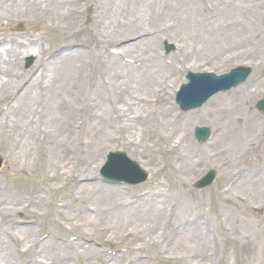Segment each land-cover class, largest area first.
Returning a JSON list of instances; mask_svg holds the SVG:
<instances>
[{"label":"rangeland","instance_id":"rangeland-1","mask_svg":"<svg viewBox=\"0 0 264 264\" xmlns=\"http://www.w3.org/2000/svg\"><path fill=\"white\" fill-rule=\"evenodd\" d=\"M34 1L39 7L31 11L22 1L0 0V51L7 48L0 65V83L12 76L10 85L3 88L0 85V116L4 113L7 114L3 116L4 121L12 120V108L19 106L23 92L36 79L39 80L37 91L52 88L54 97L58 94L60 99L54 103L52 115L41 116L38 112L36 116V120L44 122L35 130L45 131L41 143L46 145L47 153L41 148L32 150L33 155L28 157L18 141V129L14 134L17 141L13 144L7 128L0 123V153L5 160L0 171V189L14 200L23 201L40 194L45 198L42 206L24 204L6 217L11 221L16 239L23 238L21 230L33 228V240L47 237L58 243L66 240L63 250L67 260L63 263L133 264L125 235L144 227L152 229L151 237L163 245L165 252L163 255L152 249L147 251L146 254H158L147 256V264H250L254 258L253 247L264 237V116L255 108L264 99V0H158L154 1L157 5L152 10L146 9L147 0H107L105 15L101 18H98V0H82L77 4L78 9L63 20L65 24L60 23L66 11L62 5L69 0H51V4L48 0ZM53 6H59V14ZM150 11L154 19L147 21L145 17ZM101 20L106 23L104 31L97 30L94 24ZM145 23L151 25L143 26ZM153 32L158 35V57L177 67L170 70L163 66L162 77L156 84L164 88L167 85L162 105H154L156 92L144 93L139 88V73L147 68L145 52L128 51L127 47L155 37ZM174 35L181 39L174 41ZM98 38L104 45L97 46L96 51L109 46L110 53H104L102 71L105 67L108 70L103 71L102 86L96 77L101 72L98 60L79 72L78 66L67 64L69 57H66L80 50L82 43L95 44ZM166 44L173 47L169 54ZM52 57L62 64L53 65ZM28 59H32L30 65ZM237 67H248L252 74L245 84L217 97L216 100L235 105L230 106L229 112L218 110L203 117L204 110L215 99L199 110L188 113L179 110L175 96L186 82L188 72L223 75ZM172 70L175 75L171 77ZM43 72L45 79L41 80ZM91 77L94 78L92 85ZM99 86L104 91L97 96L91 89ZM243 90L246 95L241 93ZM143 100L153 108L149 116H160L164 108L181 117L180 126L174 128L173 142L179 141V131H187L186 162L185 153L176 163L169 158L170 153L166 151L169 145L163 137L172 128L159 127L151 116L146 118L140 105ZM40 101L45 110L47 95H42ZM105 106H109L114 116L115 127L102 129L98 125ZM65 109L74 110L77 117L63 125L65 120L60 113ZM122 124L128 130L123 129L121 135ZM60 126L67 131L70 141L61 137ZM197 127L212 130V137L205 144L194 138ZM17 128L22 129L23 123ZM54 141L59 143L57 149L52 147ZM236 142L239 147L234 145ZM110 151L127 153L149 173L148 182L131 188L103 182L100 170ZM210 170L218 172L214 186L202 192L194 190V183ZM81 171L93 172L87 174L89 180L78 186L100 184L119 189L125 195L121 201L123 209L155 197L166 201L162 213L153 221L151 216L123 215L125 223L120 230H115L108 220L97 221L96 200L90 191L80 194L76 190L73 198L74 178L82 177ZM59 207H64L63 213L75 215L58 214ZM80 210L85 215L76 214ZM102 227H109V232L102 233ZM199 227L210 230L212 247L208 254L200 257L193 243L187 248L176 247L177 240L188 241L196 236ZM80 236L91 243L99 242L95 248L99 254L80 255L81 247H86L77 246ZM12 244L16 246V241ZM19 249L23 250L24 245L19 244ZM30 255L18 256V264ZM37 258L46 264L58 263L56 258ZM255 264L264 262L258 259Z\"/></svg>","mask_w":264,"mask_h":264},{"label":"bare ground","instance_id":"bare-ground-1","mask_svg":"<svg viewBox=\"0 0 264 264\" xmlns=\"http://www.w3.org/2000/svg\"><path fill=\"white\" fill-rule=\"evenodd\" d=\"M19 1L24 2L23 4L25 5V7L27 9H31V11H35V9L39 7V5H37L34 0H19ZM154 1H158V0H147V8H146L147 10L151 8L153 9L154 7H156L157 4ZM81 2L82 0H69V2H67L68 4L66 3L62 5V7L66 11L64 12L63 15L60 14L62 15V20L60 21V23L62 24L67 23V22H63V20H65L69 16V14L74 13V10L77 8V4L80 5ZM47 3L51 4V0H48ZM98 3H99L97 6V10L99 11L98 18H101L103 15H105L104 4L105 3L108 4V2L107 0H98ZM23 4H20V5H23ZM53 7L55 10V13L59 14L58 13L59 6L58 7L53 6ZM54 10L51 11L52 14L54 13ZM39 12L41 13V11ZM145 19L147 21L154 19L151 11L148 12ZM90 20L92 22L91 18ZM142 21L145 22L144 17ZM94 24L97 30L104 31L106 28V23H104L103 20H101V23L97 21V22H94ZM150 25L151 24L145 23V25L143 26H150ZM130 26L131 25L127 27L129 28ZM150 34L151 33L146 34V35H150ZM152 34H155V32H153ZM157 39H158V35L156 32L155 37L153 36L152 38H145L144 40H141L137 43H131L127 47H128V51H132L133 49L135 50L138 49V50H141L142 52H145L147 68L145 71H142L141 73H139L140 75L139 77L140 87L139 88L144 93L153 92L154 94V92H156V100L154 102V105H158V104L162 105L165 102V100H163V95H164V90L167 89V85L165 84V88H164L163 86H159V84L156 86V84L162 77L161 73H163V68H164L163 66L164 65L167 66L168 68H170V70L175 69L177 67L176 65L172 63H166L161 56L158 57L159 48L157 44V41H158ZM172 39L174 41H179L181 38L174 35L172 36ZM101 45H104V42L101 38H98L95 44L82 43L80 50L67 54L66 57L67 58L69 57L67 59V64L78 66L79 72L81 70H84L86 67L91 66L92 63L95 61V59L98 60L100 62L101 72L97 73L96 77L99 79L100 84L102 86L104 85L103 71L108 70V68L105 67V69L102 71V67L105 63L104 53H108L109 55L110 53H109V46L107 45L106 46L108 47V49L107 47H105L103 51H99V52L96 51L97 50L96 47L101 46ZM6 52H7L6 47L3 49V52L0 51V65L4 60V56ZM9 56L10 54L7 55V57ZM51 62H55V63H52L53 65L62 64V61H59V60L55 61V57L51 58ZM113 63L116 64V60H114ZM109 64H110V61H109ZM153 64H154V68H153ZM131 70L134 71V69H131ZM129 73H134V72H129ZM0 74H1V70H0ZM174 75L175 74L172 70L171 77ZM8 77H9L7 78L8 81H6L5 83L2 82L3 84L0 83L1 88L5 87L6 85H10L12 83V76L9 75ZM40 79L41 80L45 79L44 72L41 74ZM93 79L94 78L91 77L89 81L90 85H92ZM38 82H39L38 79L34 80L32 82V85L23 92L21 96V103L19 104V106L12 108L13 109L12 120L4 121L5 118L3 116L7 117V114L1 113V116H0L1 126L3 125L4 127L7 128V131H8L7 134H8L10 143L12 142L14 144L15 141H17V139L14 138V134L16 133L18 129L19 138H20V140L18 141L20 144H22V147L26 151V155L28 157H31L33 155V152H31L32 150H39L41 148H44L45 150L44 152L47 153V150L45 148L46 145H43V143H41L44 135H46L45 131L39 130L40 133H38V131L35 130L36 126L41 125V124L44 125V122L38 119L36 120V116L38 112L41 116L43 114H47L48 116L52 115V113H54V109H53L54 103L60 100L58 99V94H56V98L54 97L52 88L51 90H48L49 89L48 87H44L43 89L46 92H43L41 89H40V92L37 91L36 87H37ZM93 91H95V94L97 96L98 95L100 96L101 93L104 91V89H102L99 86L93 90L91 89V92ZM245 92L246 91L243 90L241 93L245 94ZM42 95L44 96L47 95L48 97L47 108L45 110L42 109V104L40 101V99L42 98ZM229 103L230 101L216 100L211 107L206 109V111L204 110L203 117L207 115H211L218 110H220V113L229 112L232 109V107L230 106H235ZM140 105L141 107L143 106L142 111L144 114H146L145 117L150 118L152 114H150L149 116V113L152 111L153 108L149 107L148 103L146 104V101L144 100L140 103ZM108 108L106 106L105 108H103L102 117L100 118V121L98 124L102 129L112 128L113 126L115 127L117 124L114 119L113 114L109 111ZM233 110L235 111L236 108ZM60 115H62V120H65L63 122V125L66 124L68 119H70L71 121L74 116L77 117V114L74 112V110H69V109H65L63 113H60ZM146 118L143 117V120L147 121ZM151 118H153L152 119L153 122H155L156 125L159 127H163V126L169 127L170 126L172 128L171 131H169L167 135L163 137L166 144L169 145L168 149H166V151L168 150L170 153L169 158L174 160V162L176 163L178 161L177 159L181 156L183 157V154L185 153L184 160L186 162L187 161L186 154H187V151L189 150L187 146L188 142H186L187 140L185 141L186 136H187V131L186 130L179 131V134H178L179 141L173 142V136H174L173 132H175L174 128L177 126H180L179 122L181 120V117L178 114H174V111L163 108L160 116L158 117L151 116ZM21 123H23V128L22 129L17 128L19 127V124ZM81 123L84 124L83 121ZM12 125H14V127ZM61 126L59 129L60 130L59 134L63 131L61 137H63V139L66 138V140L70 141L71 139H70L69 134L67 133L66 130H62ZM120 126L121 128H120L119 134L122 135L123 129L128 130V127L125 124H122ZM49 131L52 132L51 129ZM95 133L93 135H95ZM71 137H73V134H71ZM242 138H245V137L243 136ZM57 144H59L58 141H54V145L52 146L53 149H57L56 148L58 147ZM64 145L65 143L59 145V147L61 148ZM234 145L236 147H239V142L234 143ZM81 172H83L82 177H80L79 179L74 178L76 187L74 188L73 198L76 195V190L80 194H82L84 191H90L95 196V200H96L95 202L97 205V210L95 211L96 212L95 218L97 221L104 220L106 222V220H108L109 222H111V224L114 225L115 230H120L121 228H123L124 223H125L122 221L123 215H127L130 218H135L138 215H144L145 217L151 216L152 221H153L154 218L157 219L159 217L158 215L162 213V210L164 208L166 201L158 200L155 197L143 199L142 201L140 200V202H137L134 207L123 209L124 208L122 206L123 203L121 202L125 197L123 192H121L119 189L107 188L105 186H101L100 184L78 186L80 182L89 180L87 174H91L93 171H81ZM44 201H45V198L41 194L35 196L34 198L24 199L23 201L14 200L8 195V193L0 189V264H18V261H19L18 256L21 257V256L28 255V254H31L28 257V259L26 261L20 262L19 264H46L43 262V260H39L37 257H41L43 259L44 258L45 259L56 258L58 262L57 264H66V263H63L64 261L67 260L66 254L63 250V247H65L64 245H66V240L62 239L61 243H58L51 237H47L42 240L40 238H35L33 240V235L35 234V230L33 228L21 230L20 233L23 234V238L20 237L16 239V235H15L16 233L13 230L11 221L6 220V217H8L9 213H11L12 211H17L19 206H24V204H32V203L38 206H42L44 204ZM260 210L262 212V208H260ZM63 211H65L64 207L58 208V214L69 215V216L75 215V213L73 214L71 212L63 213ZM76 214L80 216L85 215L81 210L80 212ZM2 217H5V218L2 219ZM64 221H67V219L64 218ZM109 230H110L109 227L101 228L102 233H107L109 232ZM151 230L152 229L143 227L139 230H135V231L131 230L126 233L125 237L128 239V244H129L127 251L130 252L131 255H133V257L131 258V262L133 264H136V263L147 264L145 262V259L147 258V256H154L151 254H146V252L151 249L154 250L155 253L159 254L161 252L163 253V255L165 254V252H163L162 250L163 245L160 244V242L156 238L151 237ZM168 230H170V226H168ZM209 233H210L209 229L199 227L195 233L196 236H193V238L188 237L189 238L188 241L184 239H181L180 241L177 240L176 247L180 248L183 246L187 248L191 243H193L194 250H196V253L200 255L201 257L202 255L208 254V252H210V247H212L210 240H209V236H208ZM140 235L142 236V239ZM13 240L16 241V246H13L12 244ZM90 241L91 240L86 239L84 236L79 237L77 246L79 244L81 246H84V245L86 246V247H81L83 251L82 252L79 251L80 255L86 254L87 256H90V255L96 256L99 254V252L95 248H97V246L100 245V243L99 242L91 243ZM19 244L24 245L23 250L19 249ZM252 250L254 253V258L251 260L250 264H255V261H257L258 259L259 261H261L262 259V261L264 262V258H263L264 257V237L260 238V241L253 247ZM158 254H155L154 257H157ZM169 258L170 257H166V259H169Z\"/></svg>","mask_w":264,"mask_h":264},{"label":"water","instance_id":"water-1","mask_svg":"<svg viewBox=\"0 0 264 264\" xmlns=\"http://www.w3.org/2000/svg\"><path fill=\"white\" fill-rule=\"evenodd\" d=\"M249 71L246 69H238L233 71L231 74L226 75L224 77H215L212 75H196L190 73L188 75L190 79V84L182 87L180 93L177 96V102L180 104L181 108L184 111L198 108L203 105L204 102L212 95L214 92L218 90L229 89L234 86L238 80L241 78H245L248 75ZM258 108L264 112V101L258 105ZM210 130L206 128H198L196 131V138L200 142H205L210 137ZM123 155L115 154L111 155L109 160L111 159L110 164H113V160L116 158L123 159ZM1 159H0V167H1ZM105 176H109V171L103 172ZM215 173L211 172L207 177H205L202 181L198 183V186H206L211 183L214 178ZM116 177H121L117 175ZM134 177H131L130 180H134ZM145 177L138 178L133 181V184H138Z\"/></svg>","mask_w":264,"mask_h":264}]
</instances>
